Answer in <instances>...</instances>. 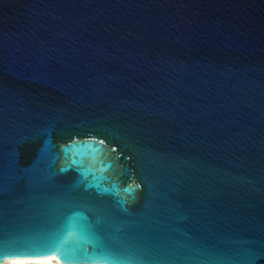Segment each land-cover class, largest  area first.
<instances>
[{
  "label": "water",
  "instance_id": "95a60500",
  "mask_svg": "<svg viewBox=\"0 0 264 264\" xmlns=\"http://www.w3.org/2000/svg\"><path fill=\"white\" fill-rule=\"evenodd\" d=\"M0 248H264V0H0Z\"/></svg>",
  "mask_w": 264,
  "mask_h": 264
},
{
  "label": "snow or ice",
  "instance_id": "6c2138e0",
  "mask_svg": "<svg viewBox=\"0 0 264 264\" xmlns=\"http://www.w3.org/2000/svg\"><path fill=\"white\" fill-rule=\"evenodd\" d=\"M103 144L104 141H99ZM48 252H41L35 250H15L9 248H0V264H36L40 258L47 257ZM103 259L109 260L110 264H147L146 261L140 260L138 257L129 255L127 257H117L105 255ZM244 264H264V248L249 249L246 251V259Z\"/></svg>",
  "mask_w": 264,
  "mask_h": 264
},
{
  "label": "bare ground",
  "instance_id": "6f19581e",
  "mask_svg": "<svg viewBox=\"0 0 264 264\" xmlns=\"http://www.w3.org/2000/svg\"><path fill=\"white\" fill-rule=\"evenodd\" d=\"M7 263V262H4ZM36 264H68L62 256H52L47 258H40Z\"/></svg>",
  "mask_w": 264,
  "mask_h": 264
},
{
  "label": "rangeland",
  "instance_id": "374dc122",
  "mask_svg": "<svg viewBox=\"0 0 264 264\" xmlns=\"http://www.w3.org/2000/svg\"><path fill=\"white\" fill-rule=\"evenodd\" d=\"M4 264H7V263H4Z\"/></svg>",
  "mask_w": 264,
  "mask_h": 264
}]
</instances>
